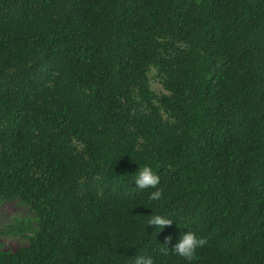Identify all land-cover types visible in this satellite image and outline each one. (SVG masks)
<instances>
[{
	"label": "trees",
	"instance_id": "trees-1",
	"mask_svg": "<svg viewBox=\"0 0 264 264\" xmlns=\"http://www.w3.org/2000/svg\"><path fill=\"white\" fill-rule=\"evenodd\" d=\"M6 202L0 264H264V0H0Z\"/></svg>",
	"mask_w": 264,
	"mask_h": 264
},
{
	"label": "rangeland",
	"instance_id": "rangeland-1",
	"mask_svg": "<svg viewBox=\"0 0 264 264\" xmlns=\"http://www.w3.org/2000/svg\"><path fill=\"white\" fill-rule=\"evenodd\" d=\"M151 86L156 91L160 90L159 85L153 79H151ZM8 226L33 228L35 227L34 215L17 202H6L0 205V251L14 252L20 247H25L28 243L21 234L7 233Z\"/></svg>",
	"mask_w": 264,
	"mask_h": 264
}]
</instances>
